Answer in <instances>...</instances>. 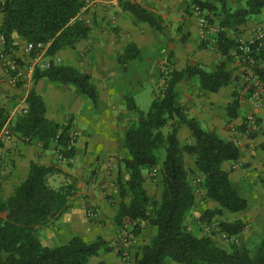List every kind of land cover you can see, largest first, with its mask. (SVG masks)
I'll use <instances>...</instances> for the list:
<instances>
[{
    "label": "trees",
    "instance_id": "16d2710c",
    "mask_svg": "<svg viewBox=\"0 0 264 264\" xmlns=\"http://www.w3.org/2000/svg\"><path fill=\"white\" fill-rule=\"evenodd\" d=\"M217 1L220 8L212 2L201 5L210 11L221 9L225 14L221 21L224 27L244 24L250 16L264 11V0H245L244 7L234 10L228 7L227 0ZM85 3V0H5L1 7L0 34L5 36L8 49L17 48L15 34L36 44L50 42L48 53L55 56L62 48H74L79 39L89 36L90 26L78 19ZM120 5L157 31L163 29L161 18L141 4L120 0ZM235 45L226 31L218 34V49L229 59ZM140 53L136 44L130 43L122 58H135ZM260 76L264 81V69L260 70ZM193 77H198L201 87L211 92L236 81L226 62L220 63L214 71L199 64L178 69L171 52L160 70L150 108L141 110L132 97H127V106L136 112L137 119L125 131L127 157L123 163L129 179L124 181L121 172L118 175L122 200L116 221L119 225L127 220L135 222V234L140 232L142 221L157 228L152 241L142 245L135 254L136 264H166L167 259L179 264H264V231L251 253L237 242L226 248L211 235L198 236L186 223L196 201L195 176L201 178L200 185L205 189L202 200L210 199L218 204L203 209L200 222L212 225L214 218L225 211L234 214L249 207L248 198L241 195L231 179V170L224 167L226 162L240 160L239 145L220 137L215 131L205 130L179 100L178 84ZM41 78L75 85L97 103L98 93L91 76L73 66L51 59L47 68L37 69L34 80ZM241 99L236 90L228 109L230 116L236 115ZM28 104V112L14 121L12 129L27 142L38 139L44 146L55 143L58 160L71 167L76 153L75 146L69 147L72 121L58 123L49 119L45 100L35 90L29 93ZM7 119V109L0 106V131ZM182 125L188 127L195 138L194 143L181 144L179 131ZM245 127L244 122L241 131ZM186 155H192L196 160V173L192 179L186 167ZM60 156L70 160L63 162ZM57 162L49 165L32 162L28 177L17 186L14 194L8 199L0 196V264H88L92 256L106 247L107 241L103 238L87 241L75 235L68 242L51 247L39 237V230L58 221L78 191V178ZM156 166L160 169L159 200L149 195L144 186V170ZM56 175L63 176L58 185L53 182ZM1 189L0 182V192ZM126 197H129L128 201H125ZM218 227L230 236H238L246 230L247 222L243 219L219 220ZM99 264L107 263L100 261Z\"/></svg>",
    "mask_w": 264,
    "mask_h": 264
},
{
    "label": "crops",
    "instance_id": "0c3cea01",
    "mask_svg": "<svg viewBox=\"0 0 264 264\" xmlns=\"http://www.w3.org/2000/svg\"><path fill=\"white\" fill-rule=\"evenodd\" d=\"M130 1L137 2L158 15L162 20L163 29L157 31L149 23L138 20L132 13L122 8L120 0H85V6L78 17L90 26L89 36L79 39L74 48L64 47L56 54L60 58L58 63L73 66L78 71L91 76L98 93L96 104L75 85L56 83L47 78L33 80L23 87L12 86L0 68V106L10 110L19 99L29 96V93L35 90L45 100L46 116L58 123L72 121L71 132L77 131L79 134L71 167L58 160L56 144L53 142L47 146L38 139L27 142L21 134L15 133L12 139L2 143L0 196L2 199H8L14 194L17 186L28 177L32 162L49 165L58 161L57 163H60L65 170L78 178V191L61 218L39 230V237L44 244L51 247L66 243L75 235L87 241L105 239L106 247L98 255L92 256L88 264H99L100 261H105L107 264H126L119 253V245L126 232H121L116 216L120 211L122 200L118 194L120 185L118 175L121 172L124 181L129 179V172L123 163V159L127 157L124 144L125 131L137 119L136 112L127 106V97H132L141 110L146 111L150 108L156 87L154 79L158 77L169 57L162 58L160 52L165 53L167 47L170 53L173 52L178 69L199 64L208 71H214L220 63L226 62L227 68L232 70L236 77L240 65L231 56L234 47L230 50L229 59L218 49L214 40V37H217L215 30L221 28V31H226L228 38L237 43L249 39L253 34V28L264 21L263 11L250 16L244 24L224 27L221 21L225 18V14L221 9L210 12L203 7L208 16L220 14V16L217 14L219 24L215 23L211 26L213 29L211 34H204L198 17L192 12L191 0ZM196 1L200 4L212 2L219 8L221 6L217 0ZM245 2V0H227L228 7L232 10L244 7ZM2 20L3 12L0 9V24ZM14 38L17 44L16 50L21 53L26 41L17 34ZM130 43L136 44L141 53L138 57L124 60L122 56ZM177 89L179 100L187 108L188 114L197 118L205 130L215 131L226 140L241 139L239 146L245 147L240 148L241 158L238 162L249 158L253 159L255 164L258 162L264 165L262 148L264 131L256 133L255 136L243 137L240 129L249 113H254L264 123V106L257 107L251 99H241L236 115L230 116L228 109L235 99L237 90L235 80L218 91L211 92L201 87L198 77H193L182 80ZM179 140L182 145L195 142L186 125L180 128ZM253 155L255 156L252 157ZM185 163L189 177L192 179L196 173V160L192 155H186ZM233 163L226 162L224 167L229 170ZM149 172V169L144 170V186L149 195L159 200L160 175L159 180L151 179ZM53 179L60 182L63 176L56 175ZM231 179L241 195L250 198L249 194L239 189V183L233 177V173ZM252 181L247 180L246 183L251 184ZM255 191L258 196L254 207L256 220L262 221L264 220V183L257 184ZM204 194L205 190L202 196ZM128 200L129 197H126L125 201ZM217 205L210 199L203 201L196 196L194 207L186 217L188 228L193 233H199L198 230L204 228L199 220L203 209ZM90 206L100 210L99 219H92L86 214ZM249 210L248 207L234 214L225 211L223 215L235 217L230 221L245 220V215L251 213ZM244 211H248L247 214H244ZM140 226L144 234V221L140 222ZM256 231L260 234L258 239L261 238L264 224L262 227L258 226ZM156 233L157 228L152 227L150 238L142 233H137L135 237L134 234H130V237L126 235L131 239L130 250L138 251L139 248H135L134 245L150 243ZM255 235L257 233L244 230L238 235L237 243L242 247L241 242L244 241L247 246L253 242ZM166 264L179 263L167 259Z\"/></svg>",
    "mask_w": 264,
    "mask_h": 264
},
{
    "label": "built area",
    "instance_id": "2783aa9c",
    "mask_svg": "<svg viewBox=\"0 0 264 264\" xmlns=\"http://www.w3.org/2000/svg\"><path fill=\"white\" fill-rule=\"evenodd\" d=\"M192 12L198 17V22L202 33L211 34L212 27L210 19L205 13L203 6L196 0H191ZM5 0H0V9ZM84 8V7H83ZM221 28L215 30L218 36ZM2 49L0 50V68L6 77L8 83L12 86L23 87L34 80V75L38 68L45 69L50 65L51 59L59 62L58 56H51L48 53L50 42L33 43L26 41L22 52L15 48L8 49L6 47V38L0 34ZM217 42V37H214ZM231 56L240 65L238 75L236 76V86L242 99H251L255 106H264V87L263 80L260 76V70L264 69V21L258 23L253 28L252 36L247 40H241L234 46ZM29 110L28 96H24L13 108L7 110L8 119L0 131V144L14 137L15 131L12 129L14 121ZM246 127L241 132L243 137H251L252 134L262 133L264 131V123L254 113L246 115ZM78 132H71L69 147H74L77 141ZM25 139V138H24ZM26 140V139H25ZM234 142L240 145L241 139L236 138ZM1 146V145H0ZM63 162L70 159L62 158ZM72 160V159H71ZM197 182H201V178L197 176ZM86 214L92 219H99L100 210L95 206H90L86 210ZM131 239L126 237L121 243V257L126 264H136L130 253Z\"/></svg>",
    "mask_w": 264,
    "mask_h": 264
},
{
    "label": "rangeland",
    "instance_id": "374dc122",
    "mask_svg": "<svg viewBox=\"0 0 264 264\" xmlns=\"http://www.w3.org/2000/svg\"><path fill=\"white\" fill-rule=\"evenodd\" d=\"M205 10H208V9L205 8ZM210 12H213V11H210ZM217 14L220 16L219 13H217ZM217 14L215 13V14H213L211 16H208L209 19H210L211 26L212 25L214 26L215 23L219 24V17H217ZM78 19H82V18L78 17ZM203 41L205 42V40H203ZM160 53L162 54V58H165V57L167 58V56L170 55V51L168 50V47H167V51L165 53L163 51L160 52ZM149 73H151V72H149ZM158 78H159V75H158V77H156L154 79L155 80L154 81V85H155V83H157ZM78 137H79V134H78ZM78 137H77V140H78ZM239 147L240 148H243L245 146H239ZM247 148L249 149V146ZM262 148L264 150V146H262ZM254 156L255 155H253L252 157H254ZM159 170L160 169H159L158 166L150 169L149 177L151 179H154V178L155 179H158V177H159ZM229 170H231V173H233V177L239 183L238 184L239 189L241 191H245L247 194L250 195V198H248V199H249V209H250L249 210V213H250V211H251V213L248 216L245 215V217H246L245 218V221L247 222V228H246L245 232H247V231L250 232L251 231V233L252 232L253 233H257V235H255V237L253 238V242L247 244V246L244 244V241L241 242V244H242V247L247 248L251 253H253L254 250H255V247H256V243L258 242V244H259V242L261 240V238L258 239V237H260V234L256 230H257L258 226H261L262 227L263 224H264V220H262V221L256 220V216H257L255 214L256 208L254 209V207L256 206V203L258 201L257 200V197L258 196H256L255 186L257 184L264 183V165L258 164V162L255 164L253 159H249L248 158V159H244V161H241V162H238V161L234 162L230 166V169ZM196 179H197V177L195 176L194 177L195 193H196V196H198V197H200L202 199V197H203L202 196V193L204 192L205 189L202 188V186L200 185L201 182H197ZM247 180L248 181L249 180H253L252 181L253 183L248 184V183H246ZM53 182H54L55 185H58L59 184L58 180H55L54 179ZM118 188H119L118 189V194H120V185H119ZM247 212L248 211H244V214H247ZM234 218L235 217H233L231 215L230 216L221 215V217L220 216H217L216 218H214V221H213V224L212 225H207V224L201 222L202 223L201 225L204 226V228H200L198 230L199 233H197V234L195 233V234L198 235V236L211 235L213 237V239L219 245H221L223 247H226V248H230V244L232 242H238V236H235V235L230 236L227 233H224V232L220 231V229L218 227V221L219 220L230 221V220H232ZM260 222H262V223H260ZM144 223H145V227L143 229H145V232L143 234V231L144 230H142V227H141L139 233H142L144 236L149 237V236L152 235V227H154V226H152L148 221H144ZM135 225H136L135 222H132V221L127 220L125 222V224L118 225V226L120 227L121 232H123V231L126 232L124 234V238H126L127 236L130 237V234H134V237L136 236L135 231H134V230H136ZM121 243H122V241H121ZM142 245H144V244L141 243V244H138V245H134V247L135 248L136 247L137 248H140ZM119 248H121V244L119 245ZM119 253L121 255L120 249H119ZM130 253H131L132 257L134 258V256L137 253V251H134L133 250V252H132L130 250Z\"/></svg>",
    "mask_w": 264,
    "mask_h": 264
}]
</instances>
